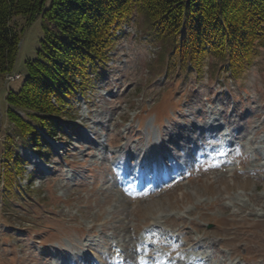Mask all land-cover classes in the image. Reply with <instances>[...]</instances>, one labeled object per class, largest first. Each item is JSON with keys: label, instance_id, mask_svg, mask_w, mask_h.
I'll return each instance as SVG.
<instances>
[{"label": "rangeland", "instance_id": "obj_1", "mask_svg": "<svg viewBox=\"0 0 264 264\" xmlns=\"http://www.w3.org/2000/svg\"><path fill=\"white\" fill-rule=\"evenodd\" d=\"M11 22L23 31L19 77L0 73V264H114L116 247L125 264H264V49L238 78L212 56L189 68L135 13L37 152L16 139L5 96L43 20ZM7 141L15 188L3 184Z\"/></svg>", "mask_w": 264, "mask_h": 264}, {"label": "trees", "instance_id": "obj_2", "mask_svg": "<svg viewBox=\"0 0 264 264\" xmlns=\"http://www.w3.org/2000/svg\"><path fill=\"white\" fill-rule=\"evenodd\" d=\"M135 13L147 17L154 37L171 38L179 63L189 68L212 56L238 78L264 49V0H0V73L12 70L23 31L12 18L21 15L27 25L37 16L43 20L23 81L5 96L20 143L38 152L46 150L47 137L60 138L70 99L105 63L114 28ZM14 149L7 141L3 184L9 188L22 173Z\"/></svg>", "mask_w": 264, "mask_h": 264}, {"label": "built area", "instance_id": "obj_3", "mask_svg": "<svg viewBox=\"0 0 264 264\" xmlns=\"http://www.w3.org/2000/svg\"><path fill=\"white\" fill-rule=\"evenodd\" d=\"M9 78H11V79H12V76H9Z\"/></svg>", "mask_w": 264, "mask_h": 264}]
</instances>
